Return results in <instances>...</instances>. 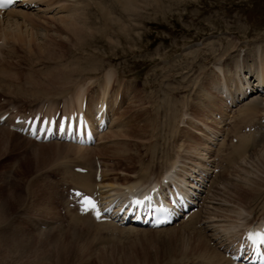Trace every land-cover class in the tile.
Returning a JSON list of instances; mask_svg holds the SVG:
<instances>
[{"label":"rangeland","instance_id":"rangeland-1","mask_svg":"<svg viewBox=\"0 0 264 264\" xmlns=\"http://www.w3.org/2000/svg\"><path fill=\"white\" fill-rule=\"evenodd\" d=\"M142 8L137 17L132 14L136 21L131 23L124 10L114 6L113 13H115V19L121 17L117 19L119 21H110L108 27L104 26L105 24L95 25L97 31L92 29L91 35H86V39L82 38L80 41L56 40L57 53L61 56L57 62L60 67L54 73H51L53 69L47 68L50 65L51 67L56 66V61L52 59L47 61L48 57L44 58L41 55L42 58H40L37 55L39 67L45 68L42 71L44 70L46 87L62 88L63 90L59 91H66L80 80L88 79L91 81V84L88 83L86 87L85 95H88L87 93L93 88L96 89L99 83H104L105 72L112 71L114 79L112 85L120 89L121 92L118 94L124 100L123 114L125 113L126 117H134L127 118L125 122L129 123L132 119L130 123L135 122L137 126L149 117L145 122L148 126L146 131L147 135L149 134L148 138L157 132L156 136L159 135L160 139H157L158 136L155 135L156 139L151 137L153 141L150 140L147 144L148 150L147 146L138 145L137 141L126 140L128 143L124 141L126 147L123 145L122 148L120 145L119 150L123 152L125 149V154L128 152V155L134 156H131L133 159L130 160L128 158L117 159L116 163L119 166H116L126 171L138 169L140 162L143 164L157 163V161H152L154 155L149 150V145L154 148L156 146L160 150L165 145L174 144L179 132L177 131L174 135L170 131L172 119L167 120V117L173 115V105H177L175 107L177 109L180 107L178 118L182 119L185 116V120L193 119L199 124L209 126L212 130H217L220 125L216 124L211 116L213 112L209 113L208 108L201 109V111L199 108L194 110V106L190 107L191 100L194 102L198 100L200 83L219 79L216 73L217 63L231 62L232 57L237 54H248L254 52L258 46L264 47V0H157L155 3L151 0L148 8ZM97 18L100 19L99 13ZM54 24L59 26L58 23L52 22V25ZM42 25L46 28L42 32L48 34L47 37L54 32L51 26ZM36 33L33 32L34 41L39 39ZM26 36L28 37L29 34L26 33ZM33 45L31 50H37L38 46ZM21 51L20 55L23 58L21 62L23 63L19 67L21 70H26L29 61L25 59L29 52ZM32 57L34 60L35 56ZM11 60L7 66L17 67L16 61ZM36 70V75H39L40 72ZM18 108L23 110V108ZM166 110H170L168 114ZM183 110H187L185 113H188L187 115L182 114V117ZM140 116L141 118L143 116V119L139 118ZM178 118L175 120L176 128L184 124ZM217 118L219 120V116ZM148 120L158 121L160 126L158 127L155 121L149 125ZM161 123H163L162 126ZM215 125H217L216 128ZM154 127L157 129L155 130ZM189 128L192 131L191 127ZM4 137L0 133V264H167L171 260L167 252L173 248L172 245L176 244V248L177 246L181 248L186 244L184 249L181 248L186 252L187 247L194 243L193 239L199 237L203 240L202 236L205 232L198 224H190L186 229L180 224L179 228H174L178 227L174 225L171 229L160 233L149 229H144V231L129 229L132 230L131 232L111 226L113 225L111 223H93L90 216L81 215L72 209L71 201L66 197L68 186L78 187L75 180H71L63 172L65 167L77 166L76 151L48 147L47 150L51 151L45 159L36 160L32 155L33 147H37L35 143L31 142V144L22 135L21 139H17L14 135L13 143H8ZM157 142L164 143L159 145L160 143ZM135 147L138 150H135ZM42 150L46 151V149ZM59 157H61V164L58 161ZM257 159L254 161V166L250 164L251 171L254 173L250 176L257 177V182L261 178L260 182L264 184L262 180L264 161L256 162ZM228 171L223 175L225 178L235 172L242 178L246 176L243 175L245 172L241 169L240 171L233 169L230 175ZM232 183L227 182L223 185V188H226L216 196L224 201V205L219 208L221 211L216 210V214L221 213L223 217L219 218L222 227L227 222L226 220L232 224H243L248 210L254 207L255 201L251 203L247 199H242L243 190L250 186L246 185L244 188L242 185L234 186ZM238 197H241V201ZM39 220L55 224L41 235L37 229ZM176 248L173 252L178 254L174 255L173 262L180 260V264H188V262L195 264L201 251L191 249L192 252H190L189 250L188 259L185 258V262H181L182 257H179V252L182 253V250Z\"/></svg>","mask_w":264,"mask_h":264},{"label":"bare ground","instance_id":"bare-ground-1","mask_svg":"<svg viewBox=\"0 0 264 264\" xmlns=\"http://www.w3.org/2000/svg\"><path fill=\"white\" fill-rule=\"evenodd\" d=\"M156 1L157 0H154V3ZM149 4H151V0H25L24 2L20 3L17 8L9 10L3 15H0V118L11 110H17L18 107L25 109L22 112H37L38 110L56 112L59 109L64 111L74 110L80 107L81 101L85 99V97H87V114L89 116H93L98 104L101 101H107L109 103L107 115L111 117V128L107 132L100 135L99 143L97 145L92 147H78L72 144L58 142L40 144L25 136V139H27L28 142L35 143L34 145L37 146L33 147L32 149L33 157L36 160H44L45 156L51 151L49 149L47 150L48 147H52L54 149L60 148L64 151H76V167H84L86 168V172L79 173L75 171L76 167H65L63 170L64 174H66L71 180L74 179L79 189H83L87 193L99 194L98 196L105 200H109L110 198H123L128 192L140 190L145 185L154 181L162 183L164 182V178L166 176H171L173 183H175L176 177L188 178L190 180V185L192 186H196L194 180L200 181L202 183L205 182V186L204 188L201 187L202 192L200 193L202 201L201 209L188 221L180 223L181 227L184 229H186L190 224H198L201 226L202 230H204L203 232H205V236L201 234L203 235V240L199 237L198 239H193L195 240V244L193 241L192 243L195 246H193V244L189 245V247L186 249V252L181 249H184V245L186 244L183 246L180 245L182 246L181 248H178L179 246L176 248V244L172 245L171 247L173 248L167 252L170 254L169 258L171 259L169 262H167V264H180V260L173 262L175 259L174 255L178 254L173 252L175 251V248L182 250V253L179 252V257H182L181 262H185V258L188 259V251L192 249L193 251L201 250L196 258L197 261L195 264H233L223 255V246H226L227 248L230 247L234 241H236L245 233L246 228L252 224H257L261 221H264V184L260 182L261 178L258 179L259 182H257V177L254 178L250 176V174L253 173V171H251L252 168H250V164L253 165L257 158L258 159L256 162H259L260 160L264 161L263 46H258L254 52H250L248 54H237L232 57L231 62L217 63L216 73L219 79L217 78L218 80L215 79L214 81L209 80V82L200 83L199 94H197L198 100L196 99L197 101L195 102L193 100L190 101L192 104L190 107L194 106V110L197 108L200 110H205L208 108L210 111L209 113L213 112L211 114H213L214 117L218 113L221 114V117L223 118L221 120V124L227 120H230V127L228 126V128L225 129L226 124H224L221 126L219 132H215L209 126L199 124L193 119L185 120V116L183 117L182 114H184L187 110L182 111L181 115L183 118L180 119L177 117L179 116L178 114H180V107L177 109L175 108L177 105H173V115H169L171 116L169 118L167 117L168 115H166V117L167 120L172 119L170 121V131H172L173 134L177 131L179 132L177 133L179 135L175 137L176 140L174 144L171 143L169 144L170 146H161L163 149L161 148L160 150L159 148L157 149L156 146L154 148L149 145V150L154 155V160L152 161H157V163L151 164L150 162L143 164V162H140L138 169L135 168L133 171L121 170L117 167L119 166L116 163L117 159L128 158V160H130L133 159L131 156H134L128 155V152L125 154V149V151L123 150L124 153L121 152V150H119V146L121 145L123 148L124 141L134 140L137 141L138 145L142 144L143 146H147L148 150L147 144L149 141L156 139L157 136V139L160 138L159 135L156 136L157 132L156 134H153V136H156H154L155 138L152 135V139L151 137L148 138L149 134L147 135L146 132L148 126L145 122L149 117H147V119L144 117L146 121L141 122V124H137L139 121L138 120L136 122L137 126L134 124L135 122H132L135 126L130 123L132 119L129 122L130 124L125 122V120L127 118L129 119L131 116L126 117V115H124L125 113L123 114L124 100H119L118 93L121 91H119L120 89L117 86L112 85L114 80L112 71L105 72L106 77L105 80H103L104 83H99L96 89L93 88L92 91L87 93L88 95H85V92H87L86 87L89 85L88 83L91 84V81L88 79L84 81L80 80L74 87L69 90L67 89L66 91H59L63 90L62 88L51 89L46 87V84H44V70L42 71V69L45 68L39 67L37 55L39 57L42 55L44 58L48 57L47 61H51V59L56 61V66L51 67L50 65L47 68L53 69L51 73L56 72V69L60 67V64L57 62H59L61 56L59 53H57L58 51L56 48L58 47V43H56V40L71 41L72 39H75L76 41H80L82 38L86 39V35L90 36L92 29L97 31V29H95V25L99 24L100 26L105 24L104 26L108 27L110 25V21L114 22L121 18L115 19V13H113L114 6H116V8L121 7V9H123L127 14V19L132 23L134 20L136 21V18L132 17V14H135L137 17V15L143 9L142 7L148 8ZM98 13L100 14V19L97 18ZM52 22L58 23L59 26H56L55 24L52 25ZM42 24L51 26L54 28V32L47 37L48 34L46 35L45 32H42V30H46ZM34 31L39 35L38 41H34ZM26 33L29 34L28 37L26 36ZM32 45L38 46L37 50H31ZM20 51L25 53L29 52L27 53V58L25 59L26 61H29H27L29 65L26 67V70H21L19 67L23 63L21 62L23 58L20 55ZM32 56H35L34 60ZM12 58L14 61H16L15 65L18 68L15 66L9 67L10 65L7 66L9 60ZM34 66L36 67L33 68ZM33 69H37L36 71H39L40 74L36 75V72ZM219 88H221L222 91H219ZM248 90L252 91L251 95L247 94ZM260 90L262 91L261 94ZM223 93L232 98V101L235 104V107L230 109L229 112L223 103ZM19 99H23V101H19ZM237 101L239 104H237ZM133 102L136 103L135 100H133ZM219 105L220 107H218ZM168 108L170 109L171 107ZM234 108L236 109L234 111V115H232L233 112L231 111H233ZM168 111L170 110H166L167 113H164L168 114ZM17 112L21 111L17 110ZM187 113L188 112H186L184 115H187ZM136 116L138 115L136 114ZM176 117L184 122V124L181 123L182 127L180 128L179 126L176 128ZM139 118H141V116ZM151 118L154 119L153 117ZM188 118L190 119V116ZM141 119H143V116ZM205 119L207 118L205 117ZM153 121L150 120L149 125H151ZM157 122L155 121V124ZM157 124L159 127L160 122ZM162 124L163 123H161V126ZM216 124L218 123L216 122ZM129 125L130 127L131 125L133 127L130 128ZM216 126L217 125H215V128ZM189 127H191L192 131L189 130ZM247 127H250L251 129L247 131ZM152 128H150V131H152ZM158 132L161 133L162 131ZM168 132L169 131L167 130V133ZM0 133L5 136L4 138L8 140V143H13L14 135L17 136V139H21L20 134L10 130L7 126L1 123ZM230 134H232V137L230 138L229 142V136H231ZM234 137L238 138L237 142L232 141ZM163 141L165 142V140ZM124 147L126 146L124 145ZM136 147L135 150H138ZM42 149H46L47 152ZM127 151H129V149ZM259 157L263 158L261 159ZM58 161H60L61 164V157H59ZM63 161H65V159H63ZM98 162H100L102 165L101 181H97L96 179ZM127 163L129 162L127 161ZM218 167H221V171L219 173H215V169ZM232 168L235 169V171H240V169L244 170L245 173L243 175H246L245 178L238 176L239 174L237 172L233 173V175L230 177L225 178L223 176L224 173L229 170L227 173L230 175V172L233 170ZM263 178L262 180L264 181ZM227 182L230 184L233 182L232 184H234V186L242 185L244 188L246 185L250 186L246 188V190H243L244 195L242 199H247L248 202L251 203L254 201L255 202L253 203V209L251 208L252 210H248V215L245 217L243 224H232L226 220L227 222L225 221L226 223L222 227V222L219 218L223 217H221V213L216 214V210H219V208L224 205V201H221L216 196H218V194L226 188H223V185H225ZM170 184L171 183H169V185ZM238 199L240 200L241 197H238ZM77 217L78 216H76V218ZM251 217L253 218L250 221ZM225 218L226 217H224V219ZM41 220H39V225L37 224V229L42 235L45 234L46 230L52 228V225L55 223ZM106 223H111L114 225L112 222ZM44 226H46L45 229ZM173 226H168L155 231L161 233L171 229ZM190 228L193 229V227ZM192 250L190 252H192Z\"/></svg>","mask_w":264,"mask_h":264},{"label":"snow or ice","instance_id":"snow-or-ice-1","mask_svg":"<svg viewBox=\"0 0 264 264\" xmlns=\"http://www.w3.org/2000/svg\"><path fill=\"white\" fill-rule=\"evenodd\" d=\"M12 2L13 0H0V7H6ZM83 202H84L86 211H94L96 213L97 219H100L102 217V212L99 206L91 197H85Z\"/></svg>","mask_w":264,"mask_h":264}]
</instances>
